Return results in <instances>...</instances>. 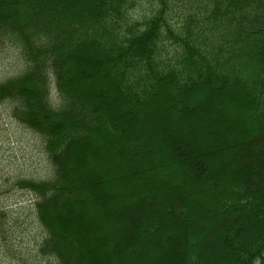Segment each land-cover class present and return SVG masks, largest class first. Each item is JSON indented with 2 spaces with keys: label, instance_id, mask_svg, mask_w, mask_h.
Here are the masks:
<instances>
[{
  "label": "trees",
  "instance_id": "obj_1",
  "mask_svg": "<svg viewBox=\"0 0 264 264\" xmlns=\"http://www.w3.org/2000/svg\"><path fill=\"white\" fill-rule=\"evenodd\" d=\"M138 1L0 0V45L25 64L0 102L53 166L16 183L35 259L264 264V0H191L182 23L170 0L132 20Z\"/></svg>",
  "mask_w": 264,
  "mask_h": 264
},
{
  "label": "rangeland",
  "instance_id": "obj_2",
  "mask_svg": "<svg viewBox=\"0 0 264 264\" xmlns=\"http://www.w3.org/2000/svg\"><path fill=\"white\" fill-rule=\"evenodd\" d=\"M174 11L173 22L182 23L189 12H198L191 0H170ZM157 0H139L131 12L134 21L149 19ZM19 52L11 45H0V83L21 74L25 64ZM55 99L57 95L53 96ZM14 103L0 102V208L16 211L26 206L18 221L15 236L0 240V264H47L38 263L34 252L35 241L42 230L30 213L35 196L16 187L21 180L43 181L53 175V166L45 151L44 138L19 122L13 115ZM26 217V215H30Z\"/></svg>",
  "mask_w": 264,
  "mask_h": 264
}]
</instances>
